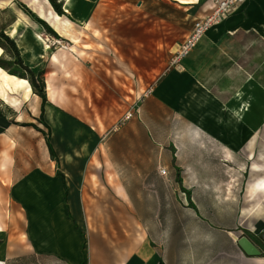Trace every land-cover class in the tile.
<instances>
[{"label":"rangeland","instance_id":"1","mask_svg":"<svg viewBox=\"0 0 264 264\" xmlns=\"http://www.w3.org/2000/svg\"><path fill=\"white\" fill-rule=\"evenodd\" d=\"M157 1L67 38L23 10L25 0H0L1 28L17 24L50 44L39 70L51 86L50 128L37 119L38 95L0 98L5 264H129L149 242L160 264L264 261V90L250 91L262 105L251 106L256 126L248 134L245 123L235 145L150 93L193 24ZM241 237L261 253L248 254Z\"/></svg>","mask_w":264,"mask_h":264},{"label":"crops","instance_id":"2","mask_svg":"<svg viewBox=\"0 0 264 264\" xmlns=\"http://www.w3.org/2000/svg\"><path fill=\"white\" fill-rule=\"evenodd\" d=\"M59 1L66 12L63 15L73 22V27L70 34L53 29L61 37L77 38L78 28L86 32V28L94 21L121 20L123 10H150L157 0ZM160 1L181 10L182 17H191L193 23L208 8L206 0L157 2ZM146 15L151 14L147 12ZM161 18L167 20V16ZM6 32L16 40L24 61L30 67L34 70L43 68V50H48L44 48V39H39L31 30L19 31L17 24ZM185 59L183 69L167 70L160 77V84L153 86L150 93L154 92L164 104L175 107L180 115L198 127L217 136L227 137L229 143V139L235 142L227 125L231 106H245L248 109L246 116L237 126V137L241 140L244 137L241 133L245 132L244 124H249L252 118L251 106L262 105L260 99H256L255 94L252 96L250 91L264 90V83L258 80V74L264 73V0H246L237 6L209 29ZM250 128L251 125L247 128L248 134ZM133 252L129 264H160L161 255L150 242ZM0 261L5 264L4 260Z\"/></svg>","mask_w":264,"mask_h":264},{"label":"bare ground","instance_id":"3","mask_svg":"<svg viewBox=\"0 0 264 264\" xmlns=\"http://www.w3.org/2000/svg\"><path fill=\"white\" fill-rule=\"evenodd\" d=\"M5 2H9V0H3ZM29 7L35 11L40 18L46 19L49 21L51 27L60 31L63 34H70V30L73 27V22L64 15L59 14L53 7L50 0H25ZM27 17L25 14H23ZM11 33H14L13 31ZM39 39L43 40L42 34L37 35ZM76 41L77 39L74 38ZM23 45L25 46L24 42ZM27 47V46H26ZM44 48L49 49L50 44L48 42L44 43ZM3 47L0 46V56L3 54ZM56 58V56H53ZM47 88L51 91V86L48 83ZM31 94L33 93L32 86L28 79L24 77H20L18 75L10 73L7 69L0 65V98H2L5 102L11 105H17L20 102L21 97L25 100H28ZM37 95V94H36ZM233 106V105H232ZM230 111V116L227 121V125L231 129V137L238 142V123L241 121L243 117L246 116V111L248 110L245 106H234ZM46 115L51 116L52 110L48 108L46 110ZM3 121V118L0 116V123ZM255 118H251V128H254L256 125ZM234 129V132H233ZM231 144L235 145V142L229 139ZM229 152V151H228ZM231 155V154H230ZM20 245V244H19ZM0 264H3L0 261ZM254 264H264V261H258Z\"/></svg>","mask_w":264,"mask_h":264},{"label":"trees","instance_id":"4","mask_svg":"<svg viewBox=\"0 0 264 264\" xmlns=\"http://www.w3.org/2000/svg\"><path fill=\"white\" fill-rule=\"evenodd\" d=\"M54 9L61 15L66 14L63 9V4L59 0H50ZM20 6L23 10L28 12L29 14L36 16L37 19L41 22V24L45 27V29L50 32L52 35L59 36L58 33L51 27V25L46 22L44 19L40 18L28 5L24 2H20ZM0 46L3 47L4 52L0 56V65L7 69L10 73L18 75L20 77H24L28 79L32 86L33 93L37 94L41 97V112L39 117L37 118L40 122H42L47 128H50L48 122L45 120V104L48 101L47 97V82L45 77V70L36 71L30 65H28L21 54V49L18 46L16 40L12 38L4 28L0 27ZM8 54L9 57H6ZM0 116L6 118V114L3 113L0 108ZM12 122H16L15 119H12ZM20 124L25 126H33L36 129L43 131L36 123L34 122H21ZM47 146L50 154L55 157L56 151L51 142V140L47 139Z\"/></svg>","mask_w":264,"mask_h":264},{"label":"built area","instance_id":"5","mask_svg":"<svg viewBox=\"0 0 264 264\" xmlns=\"http://www.w3.org/2000/svg\"><path fill=\"white\" fill-rule=\"evenodd\" d=\"M245 1L246 0H206V3H208L206 13L195 19L187 37L184 38L172 52L168 69H183V60L190 54L209 29ZM161 172L166 173V168H163Z\"/></svg>","mask_w":264,"mask_h":264},{"label":"water","instance_id":"6","mask_svg":"<svg viewBox=\"0 0 264 264\" xmlns=\"http://www.w3.org/2000/svg\"><path fill=\"white\" fill-rule=\"evenodd\" d=\"M44 20L49 23L48 20H46V19H44ZM239 243L243 247V249L250 255H258L261 253L260 250L246 237H241L239 240Z\"/></svg>","mask_w":264,"mask_h":264}]
</instances>
